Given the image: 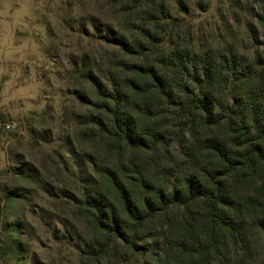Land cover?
<instances>
[{
    "label": "trees",
    "instance_id": "obj_1",
    "mask_svg": "<svg viewBox=\"0 0 264 264\" xmlns=\"http://www.w3.org/2000/svg\"><path fill=\"white\" fill-rule=\"evenodd\" d=\"M138 2L136 9L156 4ZM258 3L252 57L216 47L193 55L159 8L142 18L134 40L106 38L122 59L107 75L99 71L106 83L92 104L96 128L84 136L105 156L99 184L81 199L96 236L84 256L123 250L140 264L264 263V0Z\"/></svg>",
    "mask_w": 264,
    "mask_h": 264
},
{
    "label": "rangeland",
    "instance_id": "obj_2",
    "mask_svg": "<svg viewBox=\"0 0 264 264\" xmlns=\"http://www.w3.org/2000/svg\"><path fill=\"white\" fill-rule=\"evenodd\" d=\"M138 1L0 0V264H140L123 250L82 253L96 236L81 199L105 157L84 136L96 128L99 71L122 59L106 38L134 40L159 8L193 55L252 57L258 46V0ZM258 251L263 263L264 239Z\"/></svg>",
    "mask_w": 264,
    "mask_h": 264
}]
</instances>
